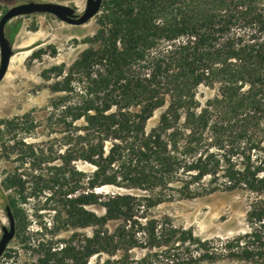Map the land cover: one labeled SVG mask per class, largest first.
I'll return each mask as SVG.
<instances>
[{
    "label": "trees",
    "instance_id": "16d2710c",
    "mask_svg": "<svg viewBox=\"0 0 264 264\" xmlns=\"http://www.w3.org/2000/svg\"><path fill=\"white\" fill-rule=\"evenodd\" d=\"M101 11L91 47L70 67L51 68L63 77L51 107L63 127L67 185L45 227L51 239L23 238L45 251L31 264H143L155 249L161 264L264 259L259 236L252 248L241 236L193 258L191 248L211 240L153 214L165 202L241 189L253 196L249 216L264 218V0H103ZM202 84L219 85L205 103ZM75 161L96 169L88 175ZM5 184L19 195L7 208L26 228L27 180L15 172ZM104 187L115 190L97 191ZM61 232L72 233L57 240ZM137 248L151 252L136 258Z\"/></svg>",
    "mask_w": 264,
    "mask_h": 264
},
{
    "label": "rangeland",
    "instance_id": "374dc122",
    "mask_svg": "<svg viewBox=\"0 0 264 264\" xmlns=\"http://www.w3.org/2000/svg\"><path fill=\"white\" fill-rule=\"evenodd\" d=\"M28 1L62 3L75 7L78 13H83L87 5V0H0V19L14 5ZM101 12L82 25L68 24L51 14L20 16L7 24L6 34L14 54L0 82V238L2 227L10 225L7 204L11 197L19 196L5 184V179L15 172L23 174L27 180V188L23 193L26 199L20 200V206L27 214V226L23 227L13 216L16 235L0 258V264H31L39 256L45 255L44 250L30 247L23 238L25 235L30 236L36 243L51 239V230L45 227L50 228L54 209L58 208L61 193L67 185V179H63L67 176L62 160L65 152L63 127L57 123V117L53 118L51 107L53 99L64 95L61 92L54 93L52 89L57 82H62L63 77L55 76L51 68L61 65L70 67L83 51L91 47L89 39L99 28L98 17ZM40 49L46 54L34 58L33 53ZM54 50L56 53L53 54ZM75 86L82 89L81 84ZM218 86L200 85L197 99L205 103L214 98L218 94ZM161 110H157L149 120V128L158 123ZM17 118L20 121H17L16 128L7 129L3 122ZM207 137H210L209 134ZM73 165L88 175L96 169L84 161H75ZM37 182L40 188L36 187ZM114 190L113 187L97 188L98 192ZM252 200V194L246 190L217 191L193 199L165 202L155 208L153 214L158 218L168 216L176 226L192 230L201 240H211L209 245L203 247V251L191 248L193 258H197L207 252L209 246L222 248L221 243L241 236L242 241L249 242L251 248L257 246V236L264 239V218L255 219L248 214ZM90 208L103 213L97 206ZM115 225L111 223V228ZM80 231L92 234L91 228ZM71 233L61 232L56 239L67 238ZM157 250L143 264H161L156 261L155 252L160 255L162 252ZM150 252L149 249L137 248L132 254L136 258H143ZM203 264H264V259L257 256L230 258L225 255L215 262L205 261Z\"/></svg>",
    "mask_w": 264,
    "mask_h": 264
},
{
    "label": "water",
    "instance_id": "95a60500",
    "mask_svg": "<svg viewBox=\"0 0 264 264\" xmlns=\"http://www.w3.org/2000/svg\"><path fill=\"white\" fill-rule=\"evenodd\" d=\"M102 4L103 0H87L86 9L83 13H78L77 9L73 6L48 1H28L14 5L7 10L0 19V82L5 77L14 54L13 47L6 34L7 24L12 19L32 14H51L68 24L82 25L101 11ZM7 212L10 225L2 227L0 258L16 235V221L9 208H7Z\"/></svg>",
    "mask_w": 264,
    "mask_h": 264
}]
</instances>
